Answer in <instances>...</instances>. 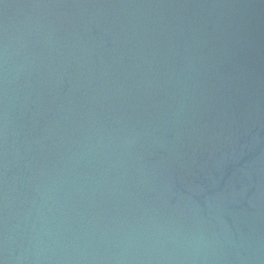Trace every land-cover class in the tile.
I'll use <instances>...</instances> for the list:
<instances>
[{"label":"water","instance_id":"95a60500","mask_svg":"<svg viewBox=\"0 0 264 264\" xmlns=\"http://www.w3.org/2000/svg\"><path fill=\"white\" fill-rule=\"evenodd\" d=\"M0 264H264V0H0Z\"/></svg>","mask_w":264,"mask_h":264}]
</instances>
